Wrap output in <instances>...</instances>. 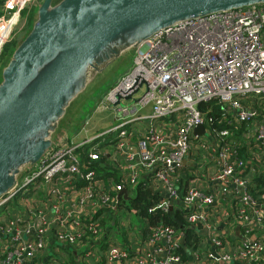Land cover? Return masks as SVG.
Listing matches in <instances>:
<instances>
[{
  "label": "built area",
  "instance_id": "2783aa9c",
  "mask_svg": "<svg viewBox=\"0 0 264 264\" xmlns=\"http://www.w3.org/2000/svg\"><path fill=\"white\" fill-rule=\"evenodd\" d=\"M41 1L4 0L0 28L6 32L0 51L22 10ZM131 63L104 96L103 104L119 120L104 132H115L112 143L90 148L84 161L82 145L62 129L0 199L4 206L28 192L21 210L0 215V264H38L49 258L48 264H61L60 257L49 256L52 240L76 250L99 241L101 221L121 206L118 194L134 188L143 176L162 195L150 210L179 204L186 222L199 226L213 247L186 248L192 259L260 264L264 258V186L257 195L250 192L253 179L264 173V4L166 27L136 48ZM212 100L226 108L221 119L207 105ZM217 121L224 127L217 128ZM198 124L202 134L193 133ZM242 125L246 145L233 139V127ZM239 149H245V158ZM103 155L114 176L99 175L93 166ZM183 178L187 184L181 190ZM233 221L243 234L237 242L227 233ZM136 232L142 234L136 251L129 243L136 234L129 232L126 242L119 243L113 230L108 232L103 264H182L177 250L183 245L182 231L159 223ZM94 251H83V264L98 259Z\"/></svg>",
  "mask_w": 264,
  "mask_h": 264
},
{
  "label": "water",
  "instance_id": "95a60500",
  "mask_svg": "<svg viewBox=\"0 0 264 264\" xmlns=\"http://www.w3.org/2000/svg\"><path fill=\"white\" fill-rule=\"evenodd\" d=\"M261 4L264 0H42L0 71V199L50 149L72 104L129 50L174 24ZM203 132L201 124L193 131ZM123 194L128 199L126 190Z\"/></svg>",
  "mask_w": 264,
  "mask_h": 264
},
{
  "label": "trees",
  "instance_id": "16d2710c",
  "mask_svg": "<svg viewBox=\"0 0 264 264\" xmlns=\"http://www.w3.org/2000/svg\"><path fill=\"white\" fill-rule=\"evenodd\" d=\"M3 2L4 0H0L1 7H2ZM0 11H1V8H0ZM25 13H26V10L25 9L22 10L21 14L24 15ZM31 22H32V17L29 13L27 17V21H26L27 23L26 32L29 30L31 26ZM25 34L23 35V37L25 36ZM23 37L20 39V41L23 39ZM18 43L19 41H17L16 39L15 40L13 39V40L6 41L3 44L2 49L0 51V60L3 59L0 71L2 67L9 60L12 51L14 50L15 46ZM207 105L211 108L213 115L217 119L222 118V115L224 114V110H226L224 106L218 103L217 100L209 101L207 102ZM215 126L217 128H221V127L223 128L224 124L217 121ZM243 129H244V125H242V127H239V129L233 127V131H234L233 139L237 141L243 140L242 139ZM243 143L244 145H246V142L244 140H243ZM239 150H240L241 156L245 158L247 156L245 154V149H239ZM87 159H88L87 157H83L84 161H87ZM93 166L95 167L99 175H102V176H109V175L114 176L115 175L114 171H109V168L111 169V166H110V162L106 159L105 155H103L101 159H99L98 161H95V163H93ZM145 183H146L145 178L140 179V181L133 188V196L128 199V202H129L128 206L130 207V209H133L135 211L134 214L139 219H142L144 221V225L145 224L156 225L159 223H164L167 225H172L178 230L182 231L184 233L183 245H180L177 248V250L182 257V260H186L187 258L186 248L195 249V248H198L200 245V241L202 240V236H203L202 233L198 230L200 229V227L189 225L186 222L185 209L182 208L179 204L173 206L171 209L167 211H163L161 209L150 210L153 206L156 205V203L159 200H161L162 195L161 193H158L150 189ZM186 184H187V179L186 178L181 179L180 181L181 190L184 189ZM262 186H264V173H261L255 179H253L252 184L250 186V192L253 195H257ZM101 225L105 226L109 230L112 229L114 225L118 226L116 216L113 210L109 211L108 217L104 218L101 221ZM145 231H146V228H145ZM70 248H67L66 250H67V253L70 256L72 255L71 257L73 258V256L75 255L74 250L76 249L71 246ZM74 261L75 260L72 259L69 262H64V261L62 262L61 260L62 262L61 264H74L75 263Z\"/></svg>",
  "mask_w": 264,
  "mask_h": 264
},
{
  "label": "crops",
  "instance_id": "0c3cea01",
  "mask_svg": "<svg viewBox=\"0 0 264 264\" xmlns=\"http://www.w3.org/2000/svg\"><path fill=\"white\" fill-rule=\"evenodd\" d=\"M30 15H31L32 20H33L34 13H30ZM82 96H84V95H82ZM103 103H104V96L101 97L95 105L97 113L100 110L108 109V108H105L107 106L104 105ZM74 104H72V106ZM83 104H84V102L82 101V103L79 105V108L76 110V112H73L71 114V117L69 119L70 126L68 127L67 131L69 134V138L74 143H77L78 145L79 144L82 145L80 148L81 153H82V157H87V154L91 149L98 148V146L103 147L106 144L110 145L112 143V140L115 137V132H110V133H106V134L104 132L107 129H111V128L115 127L117 125V123L115 125H112L110 128H105V129L102 128L101 129L100 126H101L102 120H104V119L99 118V123L95 120V118H94L95 106L93 108H90L88 110L83 111ZM72 106L70 108H72ZM69 111L70 110H68V113H69ZM113 116H114V119L116 120V114L114 111H113ZM109 171H114V170L112 168L111 169L109 168ZM109 176H112V175H109ZM141 179H144V176L141 177ZM126 190H127V195H128V199H129L130 198L129 192H130V190L133 191V188L126 189ZM123 195H124L123 192L118 194L120 204L124 203V200H128V199H125L123 197ZM227 204H228V208H231V206H229L228 202H227ZM214 205H216V206L213 207V210L216 209L218 206L217 204H214ZM12 209L21 210L22 207H21V205H19V207L15 206V208H12ZM115 216H116V214H115ZM217 218L219 219L220 229L222 230L223 224H222L220 218L218 217V213H217ZM228 227L229 228L227 229V233L230 236L231 240H233L234 242H237L243 238V234L241 233V228H240V226L236 225L235 221L231 222V227L230 226H228ZM141 228L144 230V225ZM141 228H139V232H141ZM110 230H112V229H110ZM117 230H118V228H117ZM123 230H124V228H123ZM102 232H103L102 237L99 241L91 242V243L83 246L82 248H78L77 250H74L75 255L73 256V258L71 257L72 255L70 256L67 253L66 249L70 248L68 245L59 243L55 240H52L51 242H49V246H48L49 256H51V258L52 257H60V258H62L61 259L62 262L63 261L69 262L70 260L73 259V260H75L74 264H83V261H81V259H82L81 255H82L83 251L84 250H95L94 252L96 255H98V259L96 260V258H94L92 261V264H103L104 261L101 259V254L104 253V251L107 248V246H106L107 241H108L107 234L109 232V229H107L105 226H103ZM136 233H137V235L131 237V239L129 237V243H130V245H132V247H134V251H136L138 249L139 245L142 242V234L138 233V232H136ZM121 234L123 235V241L126 242L127 236H129L128 231L126 230V233H125V230H124V231H122ZM205 234H207V233L205 232ZM202 235H203L202 240L200 241L199 246H201L202 249H204L205 247L206 248L210 247L213 249V247L208 243L207 239L205 238V235L203 233H202ZM53 247H55L56 249H59V251L65 255V259L61 255H57V253H56L57 250L52 252ZM50 260L51 259H46V260L41 261V262L39 261L38 264H48L50 262ZM182 264H214V263L209 261L205 256H201L199 259H194V258L192 259L191 256L189 254H187V258H186V260H183ZM221 264H235V263H221ZM260 264H264V258L261 260Z\"/></svg>",
  "mask_w": 264,
  "mask_h": 264
},
{
  "label": "rangeland",
  "instance_id": "374dc122",
  "mask_svg": "<svg viewBox=\"0 0 264 264\" xmlns=\"http://www.w3.org/2000/svg\"><path fill=\"white\" fill-rule=\"evenodd\" d=\"M38 6H32L26 8V13L23 15L21 14L20 22L11 30L10 35H8L6 41L9 40H17L20 41V39L23 37V35L26 33L27 30V16L29 13H36ZM1 8V5H0ZM0 14H2V11H0ZM135 48L129 50L127 53H125L121 58H119L116 62H114L110 67L106 70L104 74L99 76L95 83L88 89V91L82 96L73 106L70 108L69 113L67 112L66 117L63 119L60 130L67 129L70 126L69 119L71 117V114L73 112H76V110L79 108V105L84 102L83 104V111L88 110L90 108H93L97 101L105 96L109 89H111L120 79L121 76H123L126 72L129 71L131 67V61L134 57ZM3 62V59L0 60V68L1 64ZM125 103H131L130 100L128 101H122L121 105H124ZM108 109L96 111V106L94 109V118L99 123V118L104 119L102 120L100 128H110L112 125H115L119 122L117 119H114L113 116V110L109 107H105ZM148 109H144L142 112L146 113ZM58 133V132H57ZM28 192L26 193H18L22 194L17 196H14L7 205L0 206V214L3 213L4 215H8L7 212H10L12 208H15V206L21 205V202L26 198ZM130 197L133 196V191L130 190L129 192ZM30 205V202L28 203ZM129 202L128 200H124V203L121 204L116 209V220L118 223L117 225H114L112 227V230L114 232V236L117 240V242L122 243L123 242V235L121 234L122 231L126 230L132 234L137 235L136 231L137 229L141 228L144 225V221L142 219H139L134 213L131 212L130 207L128 206ZM5 208H8V210L5 211ZM118 230L120 231H117ZM124 228V230H122ZM112 230H109V232H112ZM57 250V255H61L65 259V255L59 251V249H56L55 247L52 248V252ZM55 253V254H56ZM50 259V258H49ZM62 259V258H61ZM51 261V260H50ZM57 261V260H56Z\"/></svg>",
  "mask_w": 264,
  "mask_h": 264
},
{
  "label": "bare ground",
  "instance_id": "6f19581e",
  "mask_svg": "<svg viewBox=\"0 0 264 264\" xmlns=\"http://www.w3.org/2000/svg\"><path fill=\"white\" fill-rule=\"evenodd\" d=\"M5 32H6V29L5 28H3V29L0 28V42L2 40L1 37L4 36Z\"/></svg>",
  "mask_w": 264,
  "mask_h": 264
}]
</instances>
